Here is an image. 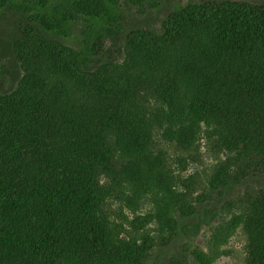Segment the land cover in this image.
I'll return each mask as SVG.
<instances>
[{"label": "trees", "instance_id": "1", "mask_svg": "<svg viewBox=\"0 0 264 264\" xmlns=\"http://www.w3.org/2000/svg\"><path fill=\"white\" fill-rule=\"evenodd\" d=\"M118 4L0 0V16L23 18L24 70L14 92H0V264H146L152 241H116L106 208L125 184L143 196L163 180L157 129L180 149L207 139L224 155L211 192L264 177V4H178L161 31L131 33L115 65L104 46L122 33ZM147 90L161 105L155 118L140 103ZM235 209L211 243L241 228L246 264H264V190ZM196 217L194 205L181 208L168 228L183 232ZM221 248H197L189 261L213 264Z\"/></svg>", "mask_w": 264, "mask_h": 264}, {"label": "rangeland", "instance_id": "2", "mask_svg": "<svg viewBox=\"0 0 264 264\" xmlns=\"http://www.w3.org/2000/svg\"><path fill=\"white\" fill-rule=\"evenodd\" d=\"M153 1L159 3L157 9L153 7ZM222 1L226 0H119L121 21L115 30L121 28L122 33L115 39L106 40V59L115 65H122L128 58L131 33L148 29L161 31L163 23L169 20L178 4L187 8L192 4ZM227 1L264 4V0ZM22 20L20 15L13 12L0 16V92L7 94L17 89L24 76L15 54V41ZM150 92L147 90L141 94L140 103L155 118L161 105ZM164 135L162 130H156L153 150L159 160L158 179L161 175L163 180L153 182L152 193L143 196L125 184L107 205L106 214L115 240L140 244L143 238L150 239L153 250L146 264H183L181 258L184 257L192 264L189 261L192 251L199 248L208 253L209 247H222L214 254L216 258L213 264H246L247 238L243 229L231 232L222 245L215 246L210 240L211 231L222 219L231 218L241 197L252 194L256 189L264 190V177L220 196L211 192L209 180L225 157L213 143L201 139L197 148L187 151L174 145ZM192 205L197 210V217L186 222L183 232H171L168 224L176 212ZM204 208L211 211L208 216Z\"/></svg>", "mask_w": 264, "mask_h": 264}]
</instances>
